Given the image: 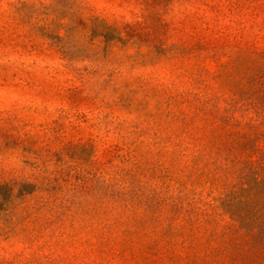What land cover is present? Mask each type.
I'll return each mask as SVG.
<instances>
[{"label": "rangeland", "instance_id": "obj_1", "mask_svg": "<svg viewBox=\"0 0 264 264\" xmlns=\"http://www.w3.org/2000/svg\"><path fill=\"white\" fill-rule=\"evenodd\" d=\"M262 164L264 0H0V264H264Z\"/></svg>", "mask_w": 264, "mask_h": 264}, {"label": "trees", "instance_id": "obj_2", "mask_svg": "<svg viewBox=\"0 0 264 264\" xmlns=\"http://www.w3.org/2000/svg\"><path fill=\"white\" fill-rule=\"evenodd\" d=\"M224 207L242 228L255 232L264 245V174L258 170L248 174L241 186L228 192Z\"/></svg>", "mask_w": 264, "mask_h": 264}]
</instances>
